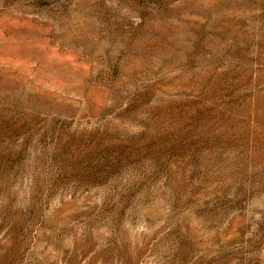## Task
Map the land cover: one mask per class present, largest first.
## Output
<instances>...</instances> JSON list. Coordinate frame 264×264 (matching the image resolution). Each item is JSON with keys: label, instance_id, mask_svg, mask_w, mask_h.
I'll return each mask as SVG.
<instances>
[{"label": "rangeland", "instance_id": "1", "mask_svg": "<svg viewBox=\"0 0 264 264\" xmlns=\"http://www.w3.org/2000/svg\"><path fill=\"white\" fill-rule=\"evenodd\" d=\"M0 264H264V0H0Z\"/></svg>", "mask_w": 264, "mask_h": 264}]
</instances>
